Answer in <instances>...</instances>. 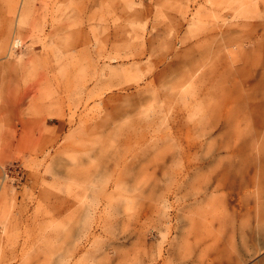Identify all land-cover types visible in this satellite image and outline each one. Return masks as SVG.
I'll return each instance as SVG.
<instances>
[{
  "label": "rangeland",
  "instance_id": "374dc122",
  "mask_svg": "<svg viewBox=\"0 0 264 264\" xmlns=\"http://www.w3.org/2000/svg\"><path fill=\"white\" fill-rule=\"evenodd\" d=\"M0 264H264V0H0Z\"/></svg>",
  "mask_w": 264,
  "mask_h": 264
}]
</instances>
